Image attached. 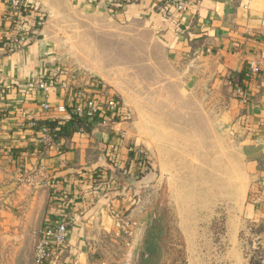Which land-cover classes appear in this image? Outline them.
Segmentation results:
<instances>
[{"label":"crops","instance_id":"0c3cea01","mask_svg":"<svg viewBox=\"0 0 264 264\" xmlns=\"http://www.w3.org/2000/svg\"><path fill=\"white\" fill-rule=\"evenodd\" d=\"M263 1L187 0L188 9L176 14L167 0H31L35 12L24 24L10 19L9 5L0 0V39L15 29L27 35L16 49L0 46L1 230L41 232L62 215L66 245L57 249L51 264H83L85 241L93 230L117 233L112 215L127 208L123 197L144 172L147 151L142 146L146 150L145 145L162 142L150 133L146 114H137L148 107L117 100L99 76L67 66L71 63L62 50L64 33L77 31L76 21L99 18L151 35L160 53L154 57L168 68L157 78L179 80L167 107L185 113L186 119L176 120L174 134L180 132L188 142L199 133L190 121L197 106L203 118L200 132L208 135L207 141L212 137L211 143L230 146L242 162L243 195L251 203L244 206L246 217L263 223ZM250 65L258 72L249 73ZM39 82L48 84L47 91ZM79 91L97 103H103L102 95L119 101L114 115L118 131L92 125L52 135L50 122L69 121L58 107L72 111ZM43 103L50 108L46 113L40 109ZM28 116L49 128L47 141L41 140L39 126L30 127ZM138 149L142 155L135 153Z\"/></svg>","mask_w":264,"mask_h":264},{"label":"rangeland","instance_id":"374dc122","mask_svg":"<svg viewBox=\"0 0 264 264\" xmlns=\"http://www.w3.org/2000/svg\"><path fill=\"white\" fill-rule=\"evenodd\" d=\"M76 22L78 30L63 37L67 66L99 76L117 100L148 107L137 114H146L150 133L162 141L145 145L146 150L142 146L144 172L123 197L127 208L112 215L117 233L93 230L80 263L264 264V222H251L244 212L251 203L243 195L242 162L230 146L211 143L212 137L207 141L197 106L190 121L201 134L188 142L180 132L174 134L176 120L186 119L167 107L179 80L157 78L168 68L154 57L160 53L151 35L106 19ZM40 235L0 228V264H36Z\"/></svg>","mask_w":264,"mask_h":264},{"label":"built area","instance_id":"2783aa9c","mask_svg":"<svg viewBox=\"0 0 264 264\" xmlns=\"http://www.w3.org/2000/svg\"><path fill=\"white\" fill-rule=\"evenodd\" d=\"M10 7V19H15L21 23H26L34 15V8L31 0H4ZM167 5L171 6L176 14L184 13L189 6L187 0H167ZM40 22L42 20L40 19ZM17 26V23L15 24ZM26 34H20L17 29L7 38L0 39V46L6 49H16L25 41ZM263 56V55H262ZM249 73H256L258 69L250 65ZM48 84L39 82V88L47 91ZM103 103H97L93 98H84L81 91L73 96L74 106L72 111H68L67 106L58 107V113H65L67 119L70 120L72 116L79 118L85 122L87 127L101 126L110 129L111 131H118L114 128L117 124L114 115L119 113L118 101L107 95H102ZM41 112L46 113L50 110L49 106L45 103L40 105ZM30 127L39 128L36 121L32 120L29 116ZM42 133L41 140L47 141L50 137V130L46 127H40ZM133 151V149H129ZM137 155H142V150L138 149L135 152ZM40 241L34 250V258L36 264H51L57 249H62L66 245L67 236V221L64 217L58 219L54 226H47L40 232Z\"/></svg>","mask_w":264,"mask_h":264},{"label":"trees","instance_id":"16d2710c","mask_svg":"<svg viewBox=\"0 0 264 264\" xmlns=\"http://www.w3.org/2000/svg\"><path fill=\"white\" fill-rule=\"evenodd\" d=\"M38 126L41 127L43 126V124H38ZM49 126L50 129L54 130L52 131V135L57 134V137L64 136L66 133H68L67 131L69 129L71 130L70 132H74L79 130H86L88 128L83 120L76 118L75 116H72L68 122H64L61 120L52 121L49 123Z\"/></svg>","mask_w":264,"mask_h":264}]
</instances>
